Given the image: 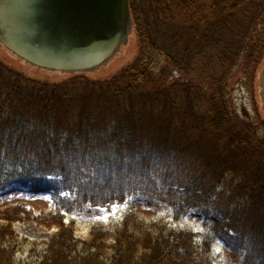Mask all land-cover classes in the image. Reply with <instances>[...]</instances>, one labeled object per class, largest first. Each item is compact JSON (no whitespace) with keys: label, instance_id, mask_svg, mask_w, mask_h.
<instances>
[{"label":"trees","instance_id":"1","mask_svg":"<svg viewBox=\"0 0 264 264\" xmlns=\"http://www.w3.org/2000/svg\"><path fill=\"white\" fill-rule=\"evenodd\" d=\"M130 11L119 57L134 59L107 80L40 83L0 62V201L54 206H0V264H22L18 223L51 233L30 264H203L217 241L232 264H264V112L243 115L231 93L264 66V0H130ZM122 203L114 228L83 238L66 223ZM136 205L199 214L207 236L156 229Z\"/></svg>","mask_w":264,"mask_h":264},{"label":"water","instance_id":"2","mask_svg":"<svg viewBox=\"0 0 264 264\" xmlns=\"http://www.w3.org/2000/svg\"><path fill=\"white\" fill-rule=\"evenodd\" d=\"M133 28L129 0H0V45L43 71L105 67L128 45ZM259 90L264 111V66Z\"/></svg>","mask_w":264,"mask_h":264},{"label":"rangeland","instance_id":"3","mask_svg":"<svg viewBox=\"0 0 264 264\" xmlns=\"http://www.w3.org/2000/svg\"><path fill=\"white\" fill-rule=\"evenodd\" d=\"M126 50V49H125ZM122 52V51H121ZM107 66L102 67L100 70L94 71L96 74L92 75L91 79L94 81H104L113 75L117 70L131 63L134 59V53L130 48L126 50L125 55H117ZM0 62L13 71H16L27 77H32L40 83H60L71 78L54 77L52 72L39 70L35 67H30L28 64L14 59L7 54L0 47ZM34 69V70H32ZM170 69V68H169ZM93 72V73H94ZM52 75V76H51ZM77 75V74H76ZM168 79L173 77V74L168 70ZM65 76H68L67 74ZM257 79L252 83H242L236 86L234 83L231 85V93L236 103V107L240 113L251 118L254 116L255 104L259 106L260 99L257 90ZM79 83V82H78ZM76 91V96H82L84 91L80 83ZM18 204L28 205L33 207L35 212L45 210L46 212L54 210L51 199L46 195L39 198H29L24 195L9 198L7 201H0V206H14ZM138 213V218L143 220L147 225H153L156 229L166 228L176 231H187L195 235V240L200 242L207 236L208 229L202 222V217L199 214L190 213L186 218L179 221H174L169 212L165 210H145L138 205L135 206ZM129 210L128 203L113 204L106 208L94 209L87 208L83 211L75 213L74 215L67 214L66 223L73 222L78 236L85 238L93 227H104L105 229L114 228L119 225ZM15 232L19 237L18 254L16 258L22 264L33 263L42 251L41 244L45 242L51 233L45 228L38 227L34 223L24 224L18 223L15 225ZM203 264H232L227 259V254L223 248H219L214 244L211 249L204 254Z\"/></svg>","mask_w":264,"mask_h":264}]
</instances>
